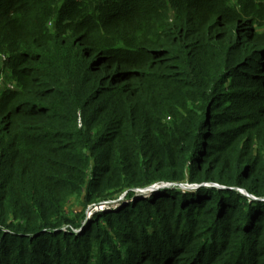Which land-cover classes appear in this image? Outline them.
I'll list each match as a JSON object with an SVG mask.
<instances>
[{"label":"trees","instance_id":"trees-1","mask_svg":"<svg viewBox=\"0 0 264 264\" xmlns=\"http://www.w3.org/2000/svg\"><path fill=\"white\" fill-rule=\"evenodd\" d=\"M245 8L0 0V264H264Z\"/></svg>","mask_w":264,"mask_h":264},{"label":"rangeland","instance_id":"rangeland-1","mask_svg":"<svg viewBox=\"0 0 264 264\" xmlns=\"http://www.w3.org/2000/svg\"><path fill=\"white\" fill-rule=\"evenodd\" d=\"M231 2L235 4L237 3L239 7L245 8V5L242 0H231ZM255 8L257 9V15L255 17V21H256L255 30L261 32L262 26H264V0H256L255 5L245 9H255ZM9 75H10V71H7V73L4 74V76L0 79V90L4 89L5 86H8L10 88L15 87V83H13L11 79H8ZM72 204H74L73 206L74 210L82 209V207L78 204L77 201H73ZM88 213L91 214V211H89Z\"/></svg>","mask_w":264,"mask_h":264}]
</instances>
